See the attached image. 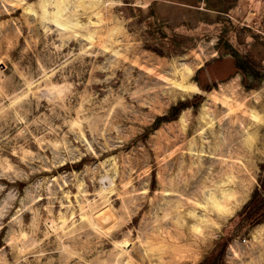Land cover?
<instances>
[{"label":"rangeland","instance_id":"374dc122","mask_svg":"<svg viewBox=\"0 0 264 264\" xmlns=\"http://www.w3.org/2000/svg\"><path fill=\"white\" fill-rule=\"evenodd\" d=\"M39 2L0 0V264H264V0H104L75 37Z\"/></svg>","mask_w":264,"mask_h":264},{"label":"bare ground","instance_id":"6f19581e","mask_svg":"<svg viewBox=\"0 0 264 264\" xmlns=\"http://www.w3.org/2000/svg\"><path fill=\"white\" fill-rule=\"evenodd\" d=\"M50 1L51 0H40V2H39V7L41 8V12L43 14L42 18L45 19L48 15H51L56 22H63L65 24V27H66V32H67L66 35L69 37H75L76 36L75 31L83 29L85 27L86 21L90 24H94L95 22L92 20V16H97L102 20L101 14H102V10H103L102 6L104 4V0H54V8L52 11H49L48 5H50ZM83 14L88 15V18L86 19L85 23H83L80 20V18ZM116 29L117 28L112 29V31H110V34L112 32H114ZM89 32L92 33L93 35L96 34V32L91 31V30ZM201 66H203L202 63L199 64V67H201ZM193 72H194V70L192 68H190L189 66H184L182 69H180L178 71L182 80L188 79V77L191 76ZM57 89L60 92L63 91L62 87H58ZM236 107H238V105ZM107 178H108V176L106 177V179ZM106 179H104V181ZM109 180L110 181H106L107 185L102 184L101 190L99 192L100 193L99 195H101V197L103 199L104 205H102L99 209H97L95 211H93V209H91V213H89V214L84 213L82 215L83 220H85V219L88 220L91 229L95 230L96 232L97 231L103 232V234L114 230V228L119 223L118 222V216H117V221L114 223V221L116 219L113 216V214L111 213L110 208H105L102 212L99 213V211H101L104 207H107L109 205V195L111 192L113 193L112 185H113L114 180H113V178H111ZM101 181L103 182L102 179H101ZM108 182H109V184H108ZM78 187H79V189H81V187H82L81 182L78 183ZM172 190H175V188L173 187ZM215 190L217 192H212L210 194V196L208 197V199L211 200L215 206H217L218 208L223 210L225 213H227L228 215H231L232 212L234 211V209L229 208V207H224L219 201V196L226 199V198L230 197L231 195L229 193H227L226 189H224L223 187L215 189ZM186 198H187V196H186ZM82 205H84V204H82ZM93 208H95V207H93ZM191 215H192V218H195V214L191 213ZM122 218H123V216L121 218H119V221H121ZM126 221H128V220H126ZM112 223H114V224H112ZM123 225H122V227H123ZM108 226H110V227H108ZM120 226H121V224H120ZM47 227L50 230V232L55 231V233H57L58 231L56 232V230H59V229L61 231L63 230V232L65 233L66 230L69 228V226L67 224V218L64 216L63 213L60 214L59 219H51L49 221ZM106 227H108V228H106ZM73 228H74V226H73ZM51 233L54 234V232H51ZM67 233H68V231H67ZM71 233H74V232L71 231ZM59 241H60V239H59ZM64 247H66V246L64 245Z\"/></svg>","mask_w":264,"mask_h":264},{"label":"trees","instance_id":"16d2710c","mask_svg":"<svg viewBox=\"0 0 264 264\" xmlns=\"http://www.w3.org/2000/svg\"><path fill=\"white\" fill-rule=\"evenodd\" d=\"M259 193L256 191L253 194L255 198ZM252 200H250L246 205L247 208L249 205L252 204ZM260 212L254 214V216L250 217V224H258L261 223L264 219V203H262V207L258 208ZM230 239L227 236L221 237V239L216 243V247L206 256L205 260L201 264H212L214 261L216 262H223L225 259L226 251L229 247Z\"/></svg>","mask_w":264,"mask_h":264}]
</instances>
